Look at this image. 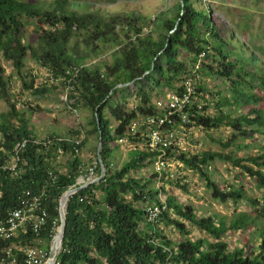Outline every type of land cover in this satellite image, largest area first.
<instances>
[{
    "label": "trees",
    "instance_id": "1",
    "mask_svg": "<svg viewBox=\"0 0 264 264\" xmlns=\"http://www.w3.org/2000/svg\"><path fill=\"white\" fill-rule=\"evenodd\" d=\"M196 2L200 5L198 0H179L174 16L159 11L152 19L139 9L102 11L75 6L70 0H52L45 8L21 0H0V99L9 107V118L4 116L0 122V158L7 156L17 141L30 139L20 152L21 174L12 177L0 172V214L18 204L23 189L44 190L48 225L40 236L52 237L59 227L61 195L86 168L78 157L83 142L78 149L73 144L81 133L79 130H69L66 136L56 132L38 136L29 128L16 108L17 95L10 92L11 74L5 73L2 60L11 65L22 87L33 88L35 93L48 92L49 85L65 88L69 84L68 98L80 99L91 108L93 129L98 139L102 138L100 154L105 175L66 199L65 230L55 255L56 264H164L167 257L183 264H264V224L259 225L264 221V150L242 157L212 149L189 156L175 153L185 166L205 177L214 198L222 202L243 200L252 208L236 210L228 220L225 215H198L192 205L181 204L175 196L168 195L159 220L141 227L146 206L142 203L148 199L160 204L158 194L166 188L164 183L150 186L155 175L143 178L129 174L152 163L156 152L135 148L129 150L130 159L120 167L110 165L111 141L127 135L128 123L137 112L156 111L154 97L162 96L165 90H180L177 85L190 74L203 51L205 56L192 74L195 87L189 113L192 125L204 129L230 126L235 133L224 146L237 136L264 135V62L247 56L246 46L228 33L229 29L216 20L208 6L199 7ZM31 21L35 37L26 39L24 27ZM181 50L186 52V58H180ZM93 58H98L97 62L87 65ZM26 59L45 68L50 79L64 77V81L49 84L47 80L34 87L36 75L26 66ZM214 75L227 82V93L219 92L220 97L210 102L200 94L206 88L202 79ZM130 81L139 100L137 107H128L119 99L110 106V114L116 121L110 135V119L104 108L117 92L118 84ZM197 97L206 100L200 108ZM212 103L214 112L210 113ZM59 137L66 140H58ZM33 138L39 142H33ZM48 139L50 143L45 144ZM131 140L140 142L142 138ZM59 155L70 159L66 170L58 167ZM215 158L240 169L238 184L220 186L210 178L207 164ZM246 180L254 181L261 190L259 199L248 194ZM164 181L187 189V182L181 179ZM181 219H187L217 240L175 242L160 232L158 223L163 221L189 234ZM252 225L258 226L260 237L255 251L247 252L245 246L229 248L221 239L228 230H243ZM163 246L168 250L163 251Z\"/></svg>",
    "mask_w": 264,
    "mask_h": 264
},
{
    "label": "rangeland",
    "instance_id": "2",
    "mask_svg": "<svg viewBox=\"0 0 264 264\" xmlns=\"http://www.w3.org/2000/svg\"><path fill=\"white\" fill-rule=\"evenodd\" d=\"M23 2L32 4L37 7L45 8L52 0H21ZM73 5L87 6L90 9H100L102 11H118V10H143L144 13L149 14L151 18H155L157 12L163 11L168 16H174V9L179 0H70ZM199 7H209L210 12L214 15L217 21L222 23L227 29L228 33L232 34L236 39L241 41L249 53L247 56H255L264 62V0H198ZM76 6V5H75ZM155 26V25H154ZM223 26V27H224ZM225 28V30H226ZM26 39L35 37L34 22H27L24 27ZM180 58H186L187 54L181 50ZM206 60V59H204ZM5 67V73L11 74L10 92L17 95L16 108L26 118L28 126L38 136H45L47 133L56 132L59 135H65L69 130H79L83 138L82 148L79 151V160L88 166V164L97 158L96 148L98 143V135L93 129L91 123L93 111L90 107L84 104L80 99L74 100L68 95H65L63 87H50L52 79L46 69L38 65L31 59H26V66L30 67L32 73L36 75L35 86L44 83L48 80L49 91L43 94L35 93L32 89H25L18 80L16 73L11 65L5 61H1ZM206 88L200 93L204 94L205 98L210 102H214L220 96L218 93L224 95L227 93V82L220 76L205 77L202 79ZM61 82V81H59ZM59 82H55L59 84ZM134 85L119 86L117 92L107 101L104 108V114L110 119L109 133L113 135V127L116 121L110 114V106H114L118 99L125 103L128 107H133L138 104L136 98ZM200 96V95H199ZM156 97L153 98V100ZM75 101V103H73ZM196 102L201 107L206 103L202 97H197ZM198 107V108H200ZM76 109V112L72 110ZM9 107L7 103L0 99V122L4 120V116L9 118ZM246 109H244L245 111ZM208 112H214L213 103L210 104ZM13 120H16L17 117ZM191 133L189 142L196 150L203 151L212 149L219 152H226L228 154L242 157L247 154H255L264 150V135L253 134L252 136L242 137L237 136L227 146L224 143L228 141L229 137L235 133L230 126L221 125L210 129H204L201 126L191 124ZM111 153L110 159L113 161L115 167H120L125 161L130 159L129 147L122 145L116 141L110 143ZM85 153L82 155V152ZM68 156L59 155L57 158L58 167L61 170H66L69 162ZM81 163V164H82ZM82 164V165H83ZM208 170L210 178L218 183L220 186L230 184H238L236 178L238 177V169L232 167L231 163L219 158H215L209 162ZM184 177L187 179V189L183 190L170 182L163 181L166 191L160 192L158 197L160 200H165L168 195L175 196L176 200L181 204L192 205L196 214L201 216H213L217 214L227 216V220L232 216L236 210H250L243 200L240 201H220L212 196L211 190L206 185L205 177L192 168L185 167L183 169ZM98 173L96 177H98ZM133 177L148 178L154 175L153 164L146 163L144 166L131 170L130 174ZM79 175L75 178V180ZM75 185H71L73 187ZM150 186H156L155 179L150 182ZM245 186L248 194L254 198L261 197V190L258 189L254 181L246 180ZM69 187V188H70ZM101 192L97 191L100 195ZM150 200H146L143 205H147ZM189 230V234L181 233L174 225L160 221L158 223L160 232L167 236L172 241L179 242L184 239L191 241L201 239L203 242H214L217 239L207 232L199 229L187 219H181ZM262 221L259 225H263ZM144 227V224L141 225ZM221 239L228 243L229 248L246 247V251H255L259 237L258 226L252 225L243 230H228L222 234ZM46 249V246H42Z\"/></svg>",
    "mask_w": 264,
    "mask_h": 264
},
{
    "label": "built area",
    "instance_id": "3",
    "mask_svg": "<svg viewBox=\"0 0 264 264\" xmlns=\"http://www.w3.org/2000/svg\"><path fill=\"white\" fill-rule=\"evenodd\" d=\"M204 56L205 52L203 51L200 53L195 65L190 69V74L177 85L180 90H165L162 96L156 97L153 100L156 111L147 114L137 112L128 123L127 135H123L116 140V142L130 149L140 148L147 152H156L153 155L154 161L152 162L156 186H160L167 179H181L187 182L183 174V169L187 166L176 157L175 153L182 152L189 156L199 152L196 150V146L193 147L189 142L192 129L189 113L195 94L192 74L195 73ZM97 60L98 58H93L87 65L96 63ZM74 76L75 74L70 79ZM64 79V77L56 78L52 82H63ZM70 88L69 84L64 88L66 96ZM133 107H137V105L135 104ZM72 110L76 112L75 108H72ZM131 137L142 138V141H132ZM83 138L80 134L74 139L75 149H78L77 146L81 145ZM58 140L66 139L59 137ZM29 141V138H22L14 144L7 156L0 158V172H7L12 177L21 174L20 152ZM32 141L39 142L36 138H33ZM50 141V139L46 140L45 144L50 143ZM57 151L62 153L61 148H58ZM98 165L97 158L92 160L85 170L79 174L73 185L95 183ZM110 165H114L113 161ZM48 174L53 178L51 170L48 171ZM43 199L44 190L35 192L32 189H23L18 196V204L0 214V264H48V253L56 234L52 237L50 234V238L40 236L48 225V210L43 204ZM165 208L164 200H161L160 204H147L145 206L144 222H141L140 225L156 223ZM52 224H56V219L53 220ZM43 245L46 246V249L42 247ZM165 250H168V248L163 246V251ZM53 264H56L55 260ZM164 264L183 263L182 261L169 260L167 257Z\"/></svg>",
    "mask_w": 264,
    "mask_h": 264
},
{
    "label": "water",
    "instance_id": "4",
    "mask_svg": "<svg viewBox=\"0 0 264 264\" xmlns=\"http://www.w3.org/2000/svg\"><path fill=\"white\" fill-rule=\"evenodd\" d=\"M132 83H133V81H130V82H127V83H124V84H118V86L124 87V86H128V85H130ZM101 146H102V138L99 137V140H98V143H97V148H96V155H97V159H98V163H99L100 173H99L98 177H96L95 182H98L105 175V171H106L105 165L103 163V160H102L101 154H100ZM88 185H89L88 183H84V184H81V185H76V186L70 187L61 195L60 202H59V208H58L59 227H58V231H57V233H56V235H55V237H54V239L52 241V244H51V247H50V250H49V253H48V264H53L56 252L58 250V247L60 245V242H61L62 237H63L64 230H65V215H64V212H63V205H64L66 199L71 194L81 190L82 188H84V187H86Z\"/></svg>",
    "mask_w": 264,
    "mask_h": 264
},
{
    "label": "crops",
    "instance_id": "5",
    "mask_svg": "<svg viewBox=\"0 0 264 264\" xmlns=\"http://www.w3.org/2000/svg\"><path fill=\"white\" fill-rule=\"evenodd\" d=\"M62 136H66V135H63V134H62ZM84 153H85V151H84V152H82V155H83Z\"/></svg>",
    "mask_w": 264,
    "mask_h": 264
}]
</instances>
